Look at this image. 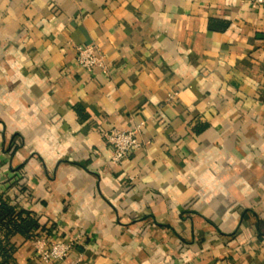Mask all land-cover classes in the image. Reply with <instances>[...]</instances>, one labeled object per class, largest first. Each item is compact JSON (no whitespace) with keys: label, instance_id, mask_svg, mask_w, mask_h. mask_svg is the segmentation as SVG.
I'll return each mask as SVG.
<instances>
[{"label":"crops","instance_id":"obj_1","mask_svg":"<svg viewBox=\"0 0 264 264\" xmlns=\"http://www.w3.org/2000/svg\"><path fill=\"white\" fill-rule=\"evenodd\" d=\"M0 196L44 227L13 264H264V5L0 0Z\"/></svg>","mask_w":264,"mask_h":264},{"label":"built area","instance_id":"obj_2","mask_svg":"<svg viewBox=\"0 0 264 264\" xmlns=\"http://www.w3.org/2000/svg\"><path fill=\"white\" fill-rule=\"evenodd\" d=\"M254 6H263L264 0H249ZM77 61L79 65L89 72H93L98 67H104L105 62L98 48L93 44L79 47L77 50ZM139 126L133 130H117L112 129L104 132L105 141L112 147V162L119 163L129 156L134 150L140 147L138 139ZM74 242L72 239L65 241H54L47 246H38L37 252L40 258L46 262L54 259H64Z\"/></svg>","mask_w":264,"mask_h":264},{"label":"trees","instance_id":"obj_3","mask_svg":"<svg viewBox=\"0 0 264 264\" xmlns=\"http://www.w3.org/2000/svg\"><path fill=\"white\" fill-rule=\"evenodd\" d=\"M44 227L40 228L39 218L25 210H17L3 196H0V264H13L16 246L11 237L21 234L26 239H33Z\"/></svg>","mask_w":264,"mask_h":264}]
</instances>
